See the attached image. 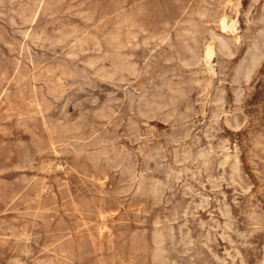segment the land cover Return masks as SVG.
<instances>
[{"label": "rangeland", "instance_id": "rangeland-1", "mask_svg": "<svg viewBox=\"0 0 264 264\" xmlns=\"http://www.w3.org/2000/svg\"><path fill=\"white\" fill-rule=\"evenodd\" d=\"M263 137L264 0H0V264H264Z\"/></svg>", "mask_w": 264, "mask_h": 264}, {"label": "bare ground", "instance_id": "bare-ground-1", "mask_svg": "<svg viewBox=\"0 0 264 264\" xmlns=\"http://www.w3.org/2000/svg\"><path fill=\"white\" fill-rule=\"evenodd\" d=\"M224 16V15H223ZM222 16V17H223ZM225 17V16H224ZM221 19V18H220ZM238 23V22H237ZM220 24V23H219ZM221 27V26H220ZM224 27H226L227 28V24H226V21L224 20L223 21V29H224ZM230 32V31H229ZM232 34V33H231ZM233 40V39H232ZM243 45V44H242ZM214 51V50H213ZM206 53V52H205ZM212 49L211 48H209L208 49V52H207V55H212ZM216 54V53H215ZM246 70V69H245ZM219 88V87H218ZM264 138V137H263ZM52 143V142H51ZM72 168V167H71ZM74 170V169H73ZM102 181V180H101ZM61 187V186H60ZM53 195V194H52ZM83 201V200H82ZM84 203V202H83ZM86 204V203H85ZM87 204H88V202H87ZM44 212V211H43ZM100 215V214H99ZM102 216V215H101ZM85 224V223H84ZM105 229V228H104ZM70 235V234H69ZM90 236V235H89ZM54 254V253H53ZM99 262V261H98ZM122 262V261H121Z\"/></svg>", "mask_w": 264, "mask_h": 264}]
</instances>
